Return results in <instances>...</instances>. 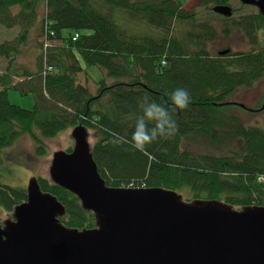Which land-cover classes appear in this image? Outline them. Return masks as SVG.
Returning <instances> with one entry per match:
<instances>
[{
    "label": "trees",
    "instance_id": "1",
    "mask_svg": "<svg viewBox=\"0 0 264 264\" xmlns=\"http://www.w3.org/2000/svg\"><path fill=\"white\" fill-rule=\"evenodd\" d=\"M229 1L213 0L217 5ZM14 6L19 8L16 13ZM211 13L221 17L224 35L240 31L250 48L227 47L226 54H219L223 49L212 54L209 44L219 29L180 0H0V26L19 28L14 39L0 41V58L6 61L0 66L4 212H12L27 193L26 188L1 182L3 149L28 134L38 144L37 153L43 154L44 140L77 124L95 133L91 152L109 186L163 187L178 193L187 189L188 201L219 200L235 209L264 206V125H246L220 107L237 105L230 98L264 78V46L257 47L256 36L264 13ZM37 24L41 51L37 68L29 71L19 66L17 57ZM46 39L59 43L51 44L44 55ZM80 58L88 66L103 68L113 80L101 79L97 92L91 93L78 80L85 71ZM9 88L33 93V108L12 104ZM177 88L187 89L192 99L187 109L172 112L169 95ZM143 97L166 107L179 130L141 153L123 141L131 139ZM261 111L264 121V108ZM117 136L122 142L114 144ZM198 137L206 148L202 152L191 147ZM38 180L42 190L64 205L65 214L59 217L64 225L96 226L94 214L75 194L48 178Z\"/></svg>",
    "mask_w": 264,
    "mask_h": 264
},
{
    "label": "water",
    "instance_id": "2",
    "mask_svg": "<svg viewBox=\"0 0 264 264\" xmlns=\"http://www.w3.org/2000/svg\"><path fill=\"white\" fill-rule=\"evenodd\" d=\"M241 1L264 13V0ZM213 10L232 14L224 4ZM88 134L82 124L73 127L72 150L53 153L49 176L94 214L96 226L64 225V205L33 176L27 199L0 223V264H264V206L235 209L163 187L109 186Z\"/></svg>",
    "mask_w": 264,
    "mask_h": 264
},
{
    "label": "rangeland",
    "instance_id": "3",
    "mask_svg": "<svg viewBox=\"0 0 264 264\" xmlns=\"http://www.w3.org/2000/svg\"><path fill=\"white\" fill-rule=\"evenodd\" d=\"M180 1L187 9L198 13V16L200 15V17H202L201 20L209 18V20L214 23L215 27L219 29L217 39L209 44L212 54H216L219 50L227 47H230L234 51L247 50L250 48V45L244 40L240 31L234 29L229 36L223 34L221 17L211 13L215 12L213 7L217 5L213 0ZM224 5L230 6L233 9V15L236 17L240 15L254 16L260 11L258 6L244 4L241 0H230L227 3H224ZM18 9V6H14L12 11L16 13ZM140 27V25L136 26V31H139ZM39 30V24L32 28L28 43L22 46V50L17 57L19 66L26 68L29 71H33L37 68V57L41 51L39 46ZM18 31V27L8 29L3 25L0 26V41L14 39ZM256 36L258 40L257 42L259 43L257 44V47L264 46V24L259 30H257ZM48 43L49 45L43 46L44 55H46V50L51 44H58L59 42L52 41ZM80 60L85 71L78 74V80L80 83L86 85L91 93L97 92L98 82L101 79L105 80L107 83H110L113 80L108 74H106V71L103 68L98 66H88L82 58H80ZM4 64H6L5 59L0 58V66H3ZM7 93L8 99L12 104L25 109L33 108L35 103L33 93L22 94L20 90L15 88H9ZM230 99L244 103L248 107L260 108L264 99V78L259 80L252 88L239 89L236 95L232 96ZM220 107L221 109L234 112L235 115L246 125H264L262 109L248 111L231 103ZM72 129L73 128H69L61 131L56 136L44 140L45 151L43 154L37 153L38 144L28 134H22L19 136L12 146L10 145L3 149L4 163L1 169V182L12 186L26 188L29 179L33 176L50 179L49 167L51 165L53 153L57 150L66 151L74 145V140L71 136ZM88 133L89 142L93 143L95 133L91 130H88ZM198 139L191 140V147L196 152H202L206 148H204L203 143H198V141H201V139ZM260 180H264V176H261ZM186 191L187 189L180 191L183 198L184 196L187 197L188 192ZM11 217L12 212H4L3 207L0 206V223Z\"/></svg>",
    "mask_w": 264,
    "mask_h": 264
},
{
    "label": "clouds",
    "instance_id": "4",
    "mask_svg": "<svg viewBox=\"0 0 264 264\" xmlns=\"http://www.w3.org/2000/svg\"><path fill=\"white\" fill-rule=\"evenodd\" d=\"M191 99L187 89H174L169 95L172 112L187 109ZM138 107L141 109V113L136 118L131 139L123 141L130 144L131 150L143 153L147 151V146L158 139L168 140L176 135L179 130L177 122L162 104L151 101L148 97H143ZM121 142L122 138L119 136L113 140L114 144Z\"/></svg>",
    "mask_w": 264,
    "mask_h": 264
},
{
    "label": "flooded vegetation",
    "instance_id": "5",
    "mask_svg": "<svg viewBox=\"0 0 264 264\" xmlns=\"http://www.w3.org/2000/svg\"><path fill=\"white\" fill-rule=\"evenodd\" d=\"M232 14H233V9H232ZM232 14H231V15H232ZM231 15H230V16H231ZM222 16H223V15H222ZM262 106H263V102H262L260 108H253V107H248V106H247V109H249V110H251V111H252V110H259V109H263Z\"/></svg>",
    "mask_w": 264,
    "mask_h": 264
},
{
    "label": "built area",
    "instance_id": "6",
    "mask_svg": "<svg viewBox=\"0 0 264 264\" xmlns=\"http://www.w3.org/2000/svg\"><path fill=\"white\" fill-rule=\"evenodd\" d=\"M50 35H52V33H50ZM77 37H78V33H76V34L74 35V39L77 38ZM48 42H50V40H49V39H46L44 45H45V46L49 45Z\"/></svg>",
    "mask_w": 264,
    "mask_h": 264
}]
</instances>
